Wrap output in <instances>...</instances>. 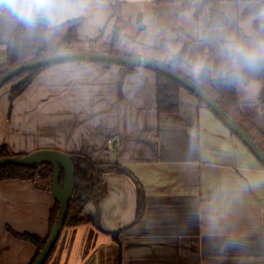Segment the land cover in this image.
<instances>
[{
	"label": "crops",
	"instance_id": "0c3cea01",
	"mask_svg": "<svg viewBox=\"0 0 264 264\" xmlns=\"http://www.w3.org/2000/svg\"><path fill=\"white\" fill-rule=\"evenodd\" d=\"M118 1L129 22L125 33L138 41L157 45L183 28L195 40L187 62L211 47L213 78H225L236 67L222 46L236 39L239 27L244 30L233 1L221 3L228 25L212 29L208 11L196 20L192 10H178V0H76L50 25L80 18L79 38H95ZM130 5L139 22L133 34L126 32ZM19 25L27 24L0 4V65ZM120 78L116 64L63 62L43 69L12 102L16 83L0 88V146L16 155L54 150L117 162L144 189L145 213L136 220L132 179L104 174L102 230L92 224L64 227L47 264H264V165L187 89L179 91L177 112L160 115L154 71L140 67L127 74L121 94ZM261 87H244L256 104ZM242 99V109L249 110ZM257 118L264 120L263 110ZM37 181L44 188L30 180L0 182V264H30L36 256V246L14 233L48 236L56 201L52 189H45L49 183ZM95 211L92 204L85 208Z\"/></svg>",
	"mask_w": 264,
	"mask_h": 264
},
{
	"label": "trees",
	"instance_id": "16d2710c",
	"mask_svg": "<svg viewBox=\"0 0 264 264\" xmlns=\"http://www.w3.org/2000/svg\"><path fill=\"white\" fill-rule=\"evenodd\" d=\"M73 1L76 0H66V3ZM223 1L236 3L238 21L254 16L264 10V0H178L177 5L179 11L192 10L196 20L204 11H208L209 28L212 29L224 27L229 23V18L221 8ZM156 2L170 3L175 1L156 0ZM128 24V20L123 16L122 3L118 1L112 5V15L102 28L99 36L88 40L80 39L78 36V28L81 25L80 18L72 19L56 26H51L44 19H39L31 25H19L14 29L7 43V59L4 64L0 65V75L25 62L72 51H90L115 56L150 59L191 79L202 87L264 150V129L244 112L238 93L240 87H248L250 84L258 82L262 85L258 103L264 106V20H254L249 34L239 27L236 39L222 43L224 52L236 62V67L229 71L225 78L219 79L213 78L211 75V65L215 55L213 48H201L199 50V58L191 63L187 62V54L194 39L183 28L175 29L172 38L162 39L157 45H150L126 34L125 29ZM102 64L111 65L113 63ZM49 66L25 70L8 80L4 85L16 83L10 90V102L19 96L43 69ZM119 66L121 67V78L119 81L121 94L124 77L140 67L132 65ZM152 71L156 74L158 114L177 112L180 106L179 91L185 87L161 72ZM188 91L198 99L201 106L213 112L206 102L194 92ZM214 114L217 116L215 112ZM11 155L16 154L10 153L6 146H0V158ZM71 156L75 167V188L70 197L64 227L92 224L97 229L102 230L101 213L98 208L107 191L103 175L108 172H115L132 179L136 191L135 218L136 220L141 219L146 209L144 189L126 167L117 162H95L81 154H71ZM53 174L54 166L49 162L29 167L5 165L0 167V182L12 179L30 180L37 187H43L37 181L38 179L49 183V186L45 187V189L51 190ZM63 177L64 171L61 169L59 174L60 183ZM55 201L50 217V230L46 238H40L32 234L22 235L14 233L15 237L36 246V256L30 264L34 263L52 233L59 213V203L57 200ZM90 204L96 207L95 212H85L86 206ZM114 237L117 239L116 234H114ZM56 244L44 264L49 262L55 251Z\"/></svg>",
	"mask_w": 264,
	"mask_h": 264
},
{
	"label": "water",
	"instance_id": "95a60500",
	"mask_svg": "<svg viewBox=\"0 0 264 264\" xmlns=\"http://www.w3.org/2000/svg\"><path fill=\"white\" fill-rule=\"evenodd\" d=\"M74 60L113 63L116 65H132L137 67L150 68L174 79L188 90L194 92L204 102H206V104L213 110V112L217 114V116L224 122V124L246 144L251 152L264 165V150L245 130L242 129L239 123L234 120L216 102L214 98H212L202 87H200L191 79L184 77L170 70L166 66L150 59L115 56L106 53H94L90 51H72L59 53L53 56L25 62L9 69L4 74L0 75V88L8 80L25 70ZM43 162H49L54 166L51 189L55 200H57L59 203V213L48 241L40 251L33 264H44L54 245L56 244L61 231L64 228L68 214L70 197L75 188V167L72 156L70 154L54 150H38L27 155H11L0 158V167L5 165L29 167L35 164L39 165ZM61 169H63L64 171V177L62 182L60 183L59 174Z\"/></svg>",
	"mask_w": 264,
	"mask_h": 264
},
{
	"label": "clouds",
	"instance_id": "9594fccd",
	"mask_svg": "<svg viewBox=\"0 0 264 264\" xmlns=\"http://www.w3.org/2000/svg\"><path fill=\"white\" fill-rule=\"evenodd\" d=\"M0 4L25 24H33L39 19L56 24L68 10L66 0H0Z\"/></svg>",
	"mask_w": 264,
	"mask_h": 264
},
{
	"label": "rangeland",
	"instance_id": "374dc122",
	"mask_svg": "<svg viewBox=\"0 0 264 264\" xmlns=\"http://www.w3.org/2000/svg\"><path fill=\"white\" fill-rule=\"evenodd\" d=\"M135 11H136V7L134 5H130L127 8V10H126L127 16L129 17L130 23H131L130 28L128 30H126V32H128L129 34H133L134 33V31L136 30V28L138 26V23H139L136 20V16H134ZM254 20H264V10H262L261 12H259L258 14L254 15V16L247 17V18H245V19H243L241 21V22H243V24H244V30L247 33H250V30H251L250 27H251V24H252V22ZM234 24H235V20H234ZM244 90H245L244 87H240L239 88V91H238L239 96L241 97V99L243 98V99L247 100V103L250 106L249 110L244 111V112H246L248 115H250V117L252 119H255L256 120V123L258 125L262 126L263 129H264V120L261 121L259 118H257L258 111L261 112L263 110V112H264V108L261 107L260 104H256L255 103V102H257L256 99H255V97H256L255 94H252V93H247L246 94Z\"/></svg>",
	"mask_w": 264,
	"mask_h": 264
},
{
	"label": "built area",
	"instance_id": "2783aa9c",
	"mask_svg": "<svg viewBox=\"0 0 264 264\" xmlns=\"http://www.w3.org/2000/svg\"><path fill=\"white\" fill-rule=\"evenodd\" d=\"M117 141H118V140H116V139H109V140H108V143H112V142H114L115 145H118ZM263 200H264V198H263Z\"/></svg>",
	"mask_w": 264,
	"mask_h": 264
}]
</instances>
